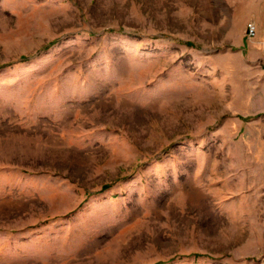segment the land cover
I'll use <instances>...</instances> for the list:
<instances>
[{"label":"rangeland","instance_id":"obj_1","mask_svg":"<svg viewBox=\"0 0 264 264\" xmlns=\"http://www.w3.org/2000/svg\"><path fill=\"white\" fill-rule=\"evenodd\" d=\"M0 264H264V0H0Z\"/></svg>","mask_w":264,"mask_h":264},{"label":"built area","instance_id":"obj_2","mask_svg":"<svg viewBox=\"0 0 264 264\" xmlns=\"http://www.w3.org/2000/svg\"><path fill=\"white\" fill-rule=\"evenodd\" d=\"M256 25L254 22H248L246 25V35L251 38L255 35Z\"/></svg>","mask_w":264,"mask_h":264},{"label":"trees","instance_id":"obj_3","mask_svg":"<svg viewBox=\"0 0 264 264\" xmlns=\"http://www.w3.org/2000/svg\"><path fill=\"white\" fill-rule=\"evenodd\" d=\"M107 186H104L103 188H106Z\"/></svg>","mask_w":264,"mask_h":264}]
</instances>
